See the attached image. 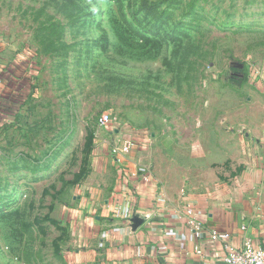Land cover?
Returning <instances> with one entry per match:
<instances>
[{"label": "rangeland", "instance_id": "1", "mask_svg": "<svg viewBox=\"0 0 264 264\" xmlns=\"http://www.w3.org/2000/svg\"><path fill=\"white\" fill-rule=\"evenodd\" d=\"M0 76V264H73L117 148L186 187L238 175L264 120V0H0Z\"/></svg>", "mask_w": 264, "mask_h": 264}, {"label": "crops", "instance_id": "2", "mask_svg": "<svg viewBox=\"0 0 264 264\" xmlns=\"http://www.w3.org/2000/svg\"><path fill=\"white\" fill-rule=\"evenodd\" d=\"M0 76V119L10 107ZM6 99V101H5ZM252 124V122H250ZM243 136L241 170L230 180L195 182L187 187L177 174L151 170L143 159L129 153L121 156L119 177L110 198L102 206L91 202L78 213L77 246L73 264H223L226 254L213 240L212 231L231 234V244L239 249L246 241L264 248V120ZM152 172L149 181L143 179ZM186 187V188H185ZM186 189V191L184 190ZM131 204L132 212L151 219L133 230L126 220H111V212ZM190 207L205 226L203 238L195 239L185 216ZM83 215L82 217L80 216ZM93 218V219H92ZM173 234H167V230ZM200 247L202 253L196 252ZM165 248V253L155 249Z\"/></svg>", "mask_w": 264, "mask_h": 264}, {"label": "built area", "instance_id": "3", "mask_svg": "<svg viewBox=\"0 0 264 264\" xmlns=\"http://www.w3.org/2000/svg\"><path fill=\"white\" fill-rule=\"evenodd\" d=\"M111 118L108 113H104L100 116L98 120V126L100 128H105L110 124ZM132 149V145L126 144L121 148H117L114 153L117 154L119 158H117V163L120 166H123L124 160L121 159V156H126L130 153ZM152 178V172L146 171L143 174V179L145 181H149ZM133 206L129 204L127 207L122 206L116 210L111 212V220H126L131 224V228L133 230H138L143 223L148 222L151 217L149 215H140L138 213L132 212ZM185 216L187 219V223L195 237L196 240L200 241L203 238V234L205 231V226L202 221L196 218L194 211L188 207L185 212ZM137 221H141L139 225ZM167 234H173L172 230H167ZM211 236L213 240L220 243L225 250L226 254L223 258V264H264V248L255 247L252 242L246 241L243 246L239 249H236L232 246L231 234L229 233H220L218 231H212ZM155 253L158 255L159 253H165V248H157L155 249ZM196 252L201 254V248L196 247ZM163 264H174L165 260Z\"/></svg>", "mask_w": 264, "mask_h": 264}, {"label": "trees", "instance_id": "4", "mask_svg": "<svg viewBox=\"0 0 264 264\" xmlns=\"http://www.w3.org/2000/svg\"><path fill=\"white\" fill-rule=\"evenodd\" d=\"M237 71V72H236ZM235 75H236V77H238V82L240 83V84H242V83H244V82H246L247 81V76L246 75H244V72L241 70V69H238V68H235ZM242 73V74H241ZM241 74V75H240Z\"/></svg>", "mask_w": 264, "mask_h": 264}, {"label": "water", "instance_id": "5", "mask_svg": "<svg viewBox=\"0 0 264 264\" xmlns=\"http://www.w3.org/2000/svg\"><path fill=\"white\" fill-rule=\"evenodd\" d=\"M242 69L243 68V66L242 65H240L239 67H238V69ZM138 222V224L140 225L141 224V221H137Z\"/></svg>", "mask_w": 264, "mask_h": 264}, {"label": "flooded vegetation", "instance_id": "6", "mask_svg": "<svg viewBox=\"0 0 264 264\" xmlns=\"http://www.w3.org/2000/svg\"><path fill=\"white\" fill-rule=\"evenodd\" d=\"M236 72H237V71H236ZM236 72L234 71V73H236ZM241 74H242V73H241ZM241 74H240V75H241ZM235 79H237V80H238V77H236V76H235Z\"/></svg>", "mask_w": 264, "mask_h": 264}, {"label": "clouds", "instance_id": "7", "mask_svg": "<svg viewBox=\"0 0 264 264\" xmlns=\"http://www.w3.org/2000/svg\"><path fill=\"white\" fill-rule=\"evenodd\" d=\"M93 12L97 11L95 8L92 9Z\"/></svg>", "mask_w": 264, "mask_h": 264}]
</instances>
